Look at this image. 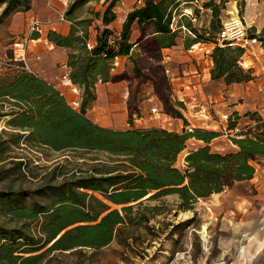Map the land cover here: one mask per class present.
<instances>
[{
  "label": "trees",
  "instance_id": "1",
  "mask_svg": "<svg viewBox=\"0 0 264 264\" xmlns=\"http://www.w3.org/2000/svg\"><path fill=\"white\" fill-rule=\"evenodd\" d=\"M118 1L111 0L98 16L103 27L98 28L91 50L85 44L88 27L79 28L83 21L74 22L71 17L75 4L66 12L67 20L71 21L69 33L49 31L47 39L67 50L70 78L84 89L85 98H94L92 89L97 82H127L126 129L98 126L85 116V106L80 111L73 110L58 90L34 74L19 70L0 74V120L7 117L8 129L2 130L8 137L0 138V163L6 161L0 164V180L3 174H14L18 179L26 175L24 157L1 158L11 146L97 152L103 157L90 159L86 168L61 172L62 180L58 183L49 181L50 184H41L34 190L0 189L1 214L18 222L13 226L0 222V264H82L87 259L91 260L87 264H93L98 251L119 238L123 226L143 224L150 229L149 219L163 213V197L176 194L179 209H192L198 199L250 180L255 163L264 159V116L258 112L245 114L249 123L230 138L237 149L228 152L211 149L209 143L218 136L215 131L195 128L193 132L178 133L155 127L141 129L134 122L141 117L139 97L144 84L152 86L163 113L185 122L184 104L175 95L162 53L163 48L175 44L182 27L193 34L184 44L187 49L197 42L214 43L210 53L211 79L229 85L254 78L253 69L243 64L244 48L218 45L215 41L222 23L220 10L228 0L203 3V8L211 12L205 24L195 9L193 13L198 18L195 24L177 13L183 1L192 0H144L142 6L127 13L116 35L108 25L116 18L112 8ZM240 1L242 9L244 0ZM0 4L4 5L0 20L30 8V0H0ZM134 25L140 34L132 41ZM36 37L38 34L32 36ZM250 37L261 41L264 47L260 36ZM109 38H114L113 46ZM116 56L129 60L130 73H112ZM230 116L227 127L233 129L240 116L237 112ZM190 138L202 141L203 145L190 150L179 168L177 158ZM41 197L48 204L41 202ZM151 201L159 204L148 206ZM139 210L142 214H138ZM28 221L39 223L37 235L26 228Z\"/></svg>",
  "mask_w": 264,
  "mask_h": 264
},
{
  "label": "crops",
  "instance_id": "2",
  "mask_svg": "<svg viewBox=\"0 0 264 264\" xmlns=\"http://www.w3.org/2000/svg\"><path fill=\"white\" fill-rule=\"evenodd\" d=\"M82 1L86 2L87 0H81V2ZM91 1L88 0V3H91ZM95 1L96 0H94V2ZM110 1L111 0H108L106 3L108 4ZM207 1L209 0H199V4L190 2V6L186 8L192 10V7H197L200 9L201 13L205 11L206 16L210 19V10L200 5V3ZM211 1L215 3L220 2V0ZM254 1L255 0H245L244 21L247 26L254 27L256 33L264 32V21L260 19L255 20L257 9L253 8ZM78 2L80 3V0H53L54 6L64 13L65 10H68L74 4L77 5ZM229 2L231 4L233 0H228L225 3V7L220 10L221 21H224L222 16H225L228 10L232 15L235 14ZM182 3H184V1ZM142 5L143 4L135 5V0H123V4L113 6L112 10L116 14V18L108 25L109 28L112 29L116 35H119L127 13L134 7ZM228 7H230L231 10L228 9ZM32 15L44 20L55 16L54 12L48 8L46 0H30V8L28 10L12 14L10 18L11 33L21 31L25 26L27 27V22ZM207 22H209V20ZM70 25L71 21L66 18L65 22L56 21L54 24L44 27L42 33L38 34V37L33 38V44L30 45L28 50V62L34 67L35 74L58 91L62 90L60 85L62 74L65 72L70 73L67 66V50L57 47L49 41L47 39V33L49 31H55L62 35H67L70 30ZM96 32L97 31L92 27L88 29V39L92 41L94 45L96 44ZM139 34L138 27L134 25L131 32V40L134 41ZM191 38V35L185 30H182L178 33L173 46L162 49L164 57L163 62L167 70H169V76L176 97L179 100L185 98L186 106L185 109L182 110L185 122L182 119L171 118L163 113L158 116L151 115L147 107V101L153 102L152 106L156 105L160 108L161 103L158 98L153 95L152 86L150 84H144L141 87V96L143 93H146L148 97L141 100L139 103L141 117L134 121L135 126L141 129L153 127L163 128L178 133L185 132L188 126L202 129L208 128L211 131H216L211 127L212 125L209 121L211 117L210 113L202 114V111L206 109V106L207 108L209 107L207 105L209 103H212V108L220 110V106L225 103L223 102L224 96L228 97L226 100L231 103V111H236L239 116L242 115L240 109H242L241 107L244 105L236 103L235 99L238 97H246V101L249 102L247 106L248 109H246L243 114L245 118L248 119V117L245 116L247 112H258L260 115L264 116V65H260L259 63V53L264 54V49H262L264 47H261L258 52H254L253 48L250 55L246 56L244 53L243 56L244 65L253 69L254 78L248 82L227 85L223 80L211 79L210 71L213 67V63L210 53L213 45L211 43L205 45L207 50L206 53L199 50H190L189 48L187 49L184 44L187 39ZM245 56L247 57L246 60ZM261 58L264 59V56H261ZM256 59L259 61H256ZM119 63L120 67L112 71V73L115 74L123 71L128 73L131 72V66L126 57H121ZM257 64H259V67ZM190 84H196L195 89L190 88ZM92 90L94 94L92 106L85 107V116L93 123L103 128L115 130L126 129L128 127V113L126 107V99L128 96L127 82H97ZM68 97L69 95L67 94V98ZM196 105H201V107H203L202 111L194 109L192 113L191 109L195 108ZM157 117L160 118L157 120ZM198 118L201 121H198ZM165 122L167 123L165 124ZM246 123H249V119ZM218 138L219 136L214 138L209 145L213 151L223 152V148L218 147L220 146V144L217 143ZM202 145V141L190 138L186 143V148L182 151V161L184 162V157L190 150ZM231 146L234 148L232 151L237 149L236 145L233 143ZM248 187L254 188L257 193L253 195L242 194L243 189ZM200 201L204 204L211 203L216 205L214 210L219 214L223 211L222 218H227V211L225 212L226 205L228 204L231 206V212L235 214L237 219L235 224H241L247 227L243 229L244 231L241 233L247 235L245 246L248 247L249 250H254L256 252L261 251L262 259H264V159L255 163V173L250 180L235 183L232 187L220 193L212 194L208 198L200 199ZM217 205H221L220 210V207Z\"/></svg>",
  "mask_w": 264,
  "mask_h": 264
},
{
  "label": "rangeland",
  "instance_id": "3",
  "mask_svg": "<svg viewBox=\"0 0 264 264\" xmlns=\"http://www.w3.org/2000/svg\"><path fill=\"white\" fill-rule=\"evenodd\" d=\"M107 1L108 0H96L94 2V0H92L91 3H88L87 0L86 2H78L71 13V17L74 18L73 21H83L81 26L78 27L81 29L88 27L87 32L90 27L97 31L98 28L103 27L98 20V16L105 10ZM255 1L253 2V8L257 9L255 20L260 19L264 21V0ZM240 2V0H233L231 4L229 2L235 14L232 15L228 10V13L222 16V19L225 21L237 15L247 27V34L249 36L252 34L264 39V32L256 33L254 27L246 25L244 21V9L246 4L244 3L243 9H241L239 6ZM189 3L180 4L177 13L182 14L184 9L190 6ZM203 3L204 2L200 3L201 7H203ZM120 4L119 1L116 3V5ZM3 6L4 5L0 4V13ZM193 9L197 10V16L200 18L202 24H205L209 20L205 11L201 13L199 8L192 7V10ZM228 9H230V7H228ZM66 12L67 10H65V14ZM11 16L12 14L0 20V74L7 70H12L14 72L18 70L23 71L12 62L11 54L15 40L17 38H22L27 33L29 21L27 22V27L25 26L21 31L11 33ZM86 22H89L90 25L87 26ZM32 44L31 42L30 45ZM261 47L262 43L259 40L254 43H249L245 48L246 56L251 54L253 48L254 52H258ZM246 56L245 60L247 59ZM261 56H264V54L259 53L260 61L257 59L256 61H259L260 65H264V59H262ZM242 61L244 62L243 58ZM28 63L34 75H36L35 69H33L34 67L30 62ZM257 65L259 67V64ZM147 97L146 93H143L142 96L140 94L139 100L146 99ZM227 98L228 97L224 96L223 102L225 103L220 106V110L212 108V103L207 104L209 107L207 108L206 106L204 111H202L203 107H201V105H196L195 108L191 109L192 113L194 109L202 111V114L210 113L211 117L209 121L212 125L211 127H213L212 129L216 130L215 132H217L219 136L217 143L220 144L218 147L223 148V152L234 150L233 146H231L233 142L227 136V124L228 117L236 111H231V103L226 100ZM246 99V97H238L235 99L237 104L240 103L244 105L241 107L242 109H240L242 115H240L237 123V126L240 128H244L248 124L246 123L248 119L243 115L246 109H248L247 106L249 104ZM152 103L153 102L147 101L148 110H150ZM82 106L91 107L92 100L84 98ZM230 117L233 121V117ZM159 118L160 117H157V120ZM6 120L7 117L0 120V138L3 139L8 137L5 133H2V130H8L5 124ZM198 121L201 120L198 118ZM166 123L167 122H165V124ZM204 129L210 130L208 128ZM182 155L183 152L179 154L176 161V166L179 168H182L183 164ZM6 156L24 157L27 162V169H25V177L20 179L14 174H3V178L0 180V189L3 190H34L41 184L46 185L51 182L58 183L62 180L61 172H71L75 168H86L87 163L91 162L90 159L103 158L102 155L97 152L83 153L82 151L76 150L54 151L46 147L38 148L29 145L21 148L11 146L1 155V158ZM80 157L84 158L81 159ZM5 163L6 161L0 164L3 165ZM36 176L38 179L34 178ZM244 193L246 195H253L257 193V191L252 187H248L243 189L242 194ZM162 200L164 202L163 213L156 214L149 219L147 224L151 227L150 229H147L143 224L123 226L119 238L116 237L109 245L100 249L93 258V264H264L261 251L256 252L254 250H249L248 247L245 246L247 235L241 233L244 231L243 229L247 227L241 224H235V221H237L236 216L231 212L232 207L227 203L225 209V212L227 211V218H222L223 211L221 214L216 213L214 210L216 205L211 203L204 204L200 199L194 203L192 209L187 210L178 208L179 199L176 194L167 195L163 197ZM40 201L48 204L45 197H41ZM156 204L159 203H157V201H151L147 205L153 206ZM217 206L220 207V210L221 205ZM112 208H120V206L112 205ZM142 212V210H139L138 214H142ZM146 215L150 216L148 212H146ZM0 222L12 226L18 223L12 221L11 218L3 216L1 212ZM182 222H186V224L182 225ZM25 224L31 234H38L39 223L37 221H28ZM86 252L89 254L90 251L87 250ZM88 261L91 260L87 259L86 263L84 262L82 264H87Z\"/></svg>",
  "mask_w": 264,
  "mask_h": 264
},
{
  "label": "built area",
  "instance_id": "4",
  "mask_svg": "<svg viewBox=\"0 0 264 264\" xmlns=\"http://www.w3.org/2000/svg\"><path fill=\"white\" fill-rule=\"evenodd\" d=\"M121 4H123V0H119ZM144 0H135V5H140L143 4ZM191 3L199 4V0H192ZM46 4L48 8L54 12L55 16L53 18H48L46 20L37 17L35 15H32L29 18L28 22V29L27 33L22 37V38H17L14 42V46L12 49V56L11 60L12 62L20 69L29 73H33L32 69L29 66L28 63V50L30 47V43L34 41L32 36L34 34H40L42 33L44 27L50 26L54 24L56 21L57 22H65L66 21V16L64 12L59 11L53 4V0H46ZM186 16L191 23L195 24L198 21L197 16L193 13V10H190L188 8H185L182 14ZM175 17L173 18V22L175 21ZM183 30H185L189 35L193 36L192 32L189 31L187 28L182 27ZM252 35V34H251ZM215 41L217 42L218 45H224V44H229V45H235V46H240L242 48H246V46L249 43H254L257 41L256 38H252L247 34V27L245 26L244 22L242 21L241 18H239L237 15L235 17H232L228 20L222 21L221 27L216 35ZM86 44V49L91 50L94 47V44L92 41L87 39L85 41ZM109 44L111 46L114 45V38H109ZM206 42H197L195 44H192L189 49L190 50H199L203 52H207L205 45ZM214 46V43H211ZM123 58V56H116L114 57L112 61V69L111 71L117 70L120 66L119 59ZM167 74H169V70H166ZM60 85L62 87L61 91H58L60 96L64 98L66 104L71 107L75 111H80L82 107V102L83 99L85 98L86 94L84 92V89L75 83L71 78L68 72H65L62 74L60 78ZM196 84H190V88H194ZM192 86V87H191ZM67 94L69 97L67 98ZM178 99V98H177ZM179 100V99H178ZM184 104V109H185V98L179 100ZM183 109V110H184ZM150 113L151 114H157L160 115L163 113L160 107L153 105L150 106ZM204 111V110H203ZM165 114V113H163ZM136 119H140L136 118ZM135 119V120H136ZM195 128L193 126H188L186 128V131L188 132H193ZM241 131V128L236 126L233 129H228V134L227 136L229 138L235 137L239 132Z\"/></svg>",
  "mask_w": 264,
  "mask_h": 264
}]
</instances>
